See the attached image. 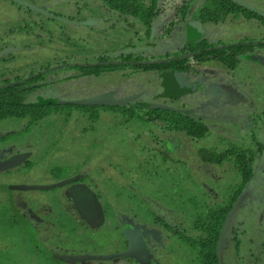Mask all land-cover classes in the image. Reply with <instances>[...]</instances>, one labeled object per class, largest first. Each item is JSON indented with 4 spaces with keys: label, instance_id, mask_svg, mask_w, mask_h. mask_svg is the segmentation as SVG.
<instances>
[{
    "label": "rangeland",
    "instance_id": "1",
    "mask_svg": "<svg viewBox=\"0 0 264 264\" xmlns=\"http://www.w3.org/2000/svg\"><path fill=\"white\" fill-rule=\"evenodd\" d=\"M245 1L264 13V0ZM180 2L156 0L149 25L128 17L136 41L100 0H0V83L57 67L22 92L23 102L72 103L109 88L117 93L115 99L138 93L126 103L183 110L209 129L194 140L152 124H123L107 109L92 121L75 110L68 117L51 113L28 123L26 118L0 119V160L27 152L24 163H30L0 171V264H140L134 253L85 261H55L44 254H111L127 248L129 233L136 236L134 245L141 242L149 264H199L194 251L147 212L160 207L161 217L189 232L194 215L216 203L235 180L202 159V147L222 151L237 139L249 145L245 140L251 131L256 132L253 139L264 142V124L254 119L264 108V47L240 54L233 68L211 59L193 62L181 74L183 90H167L164 75L154 70L77 75L70 67L89 64L99 54L112 55L127 43L135 46L129 54L146 60L165 57L185 41V22L200 17L203 2L186 0L188 14L178 20ZM202 24L200 37L212 44L264 42V23L240 13L202 19ZM161 151L168 156L163 163ZM52 167H63V174L54 176ZM257 168L224 227L222 264H264V159ZM72 175L94 193L103 214L100 224L81 218L67 196L68 185L38 188Z\"/></svg>",
    "mask_w": 264,
    "mask_h": 264
},
{
    "label": "trees",
    "instance_id": "2",
    "mask_svg": "<svg viewBox=\"0 0 264 264\" xmlns=\"http://www.w3.org/2000/svg\"><path fill=\"white\" fill-rule=\"evenodd\" d=\"M188 1V0H187ZM190 4L202 1L199 7V19L192 20L202 24V19L224 18L229 14L240 13L245 18L253 17L264 23V17L260 16L244 7L233 3L230 0H189ZM156 0H100V4L107 10L118 14H129L136 17L139 22L149 25L152 16L157 13L155 8ZM189 4V5H190ZM186 0H181L177 7L178 20H183L188 14L189 8ZM178 23L177 20L174 22ZM171 24L173 22L171 21ZM180 28V27H177ZM216 44L209 43L206 39L199 38L196 40H187L180 44L170 53H165V57H158L164 60L157 62L143 63H114L104 62L107 57L97 55L94 57L92 64L71 65L77 70V75L99 74L113 70H154L157 73H166L169 75L167 83H163L167 90H173L175 87L173 73L184 74L189 71L193 62H201L206 60H216L226 66L233 68L239 62L238 56L244 51H254L263 48L264 43L261 42H237L222 45L219 48H213ZM159 56V55H158ZM168 58V59H165ZM121 60L143 61L145 56L137 54H129L122 57ZM148 60V59H147ZM68 65H66L67 67ZM57 67L47 68L39 72L28 75L24 80L18 82L16 80H5L0 83V119L7 117L26 118L27 123L36 121L51 113L66 115L68 117L72 110L79 111L86 115L92 121L99 117L101 110H110L117 113L121 123L127 124L130 121H137L144 124H152L161 132L181 133L194 140L200 139L208 134L209 129L205 122L199 118L184 112L170 108L157 107L154 104L138 105L135 103H126L116 106H97V105H80L69 102H60L49 100L43 103H26L22 101V92L28 88L36 87L32 84L45 77V73H52ZM256 117V116H255ZM254 119H261L264 124V108L261 116ZM256 133V132H253ZM154 139V138H153ZM202 147V146H201ZM200 150V149H199ZM214 147L205 148L199 151L202 159L208 161L215 166L226 158L229 160L237 174L232 185L226 189L221 198L214 204L205 206L201 212H198L192 218L189 232L177 225H171L165 218L159 214L160 207H152L148 209V214L159 227L169 230L183 243L194 251V260L199 264H218L216 254V244L220 234L223 221L227 212L231 208L234 201L239 198L243 189L253 177L257 170L258 163L264 159V142L254 139L252 148L245 147L243 144H236L233 147L216 152ZM199 153V154H200ZM160 162H164L166 157L165 151L159 154ZM166 156V157H165ZM162 162V163H163ZM29 162H23L24 167L29 166ZM54 176H60L64 172L63 167H52L49 169ZM160 208V209H159ZM238 242V239H237ZM36 246V245H35ZM47 257L57 261L58 259L52 254L44 252ZM59 261V260H58ZM140 262V261H139Z\"/></svg>",
    "mask_w": 264,
    "mask_h": 264
},
{
    "label": "water",
    "instance_id": "3",
    "mask_svg": "<svg viewBox=\"0 0 264 264\" xmlns=\"http://www.w3.org/2000/svg\"><path fill=\"white\" fill-rule=\"evenodd\" d=\"M241 7H244L260 16L264 17V13L260 10L256 9L254 6H252L249 2L245 0H230ZM28 6V5H27ZM29 8H32L34 10H37L38 12L42 14H47V12L41 8H36L32 6H28ZM59 19V18H57ZM60 20V19H59ZM84 22V21H83ZM86 22V21H85ZM192 29H195L197 31V34L200 35L203 32L202 24H200L197 21H192L190 23V29L188 30V36L190 38H193V33L191 32ZM1 54V53H0ZM174 77V84L175 86L180 89L186 86L182 79V75L179 73H173ZM138 94V93H137ZM137 94H132L130 96H127L125 98H112L109 93H98L95 95H92L86 99L73 101L74 104H80V105H106V106H116L123 103H126L127 101L131 100L133 97H135ZM157 107L161 108H170L162 105H155ZM174 109V108H170ZM28 157L27 152H21L16 153L14 155H11L9 157H6L2 160H0V171H6L11 168H14L18 166L19 164L23 163ZM80 178L79 175H72L69 177H65L63 179H60L58 181H55L49 185H44L38 188L41 189H49V188H55L59 186L68 185L67 188V196L71 200L74 208L78 212V214L81 216L84 221H86L89 224L92 225H98L102 222L103 214L100 206L98 205L96 198L94 196V193L89 190L84 184L76 182ZM36 188V186H34ZM239 198H237L234 203L232 204L231 208L227 212V215L223 221L220 234L218 237V241L216 244V254L218 259V264H222L220 254H219V245L220 240L224 231V227L226 225L227 219L231 212L234 210L236 204L238 203ZM128 246L123 251H118L111 254L106 255H87V254H79V255H61L56 256L59 260H67V261H85V260H107L111 258L116 257H124L129 255L130 253H134L136 258L140 260L141 264H149L146 259L142 257L144 254V251L142 249V244L140 241H138L137 245H134L136 241V236L129 233L126 235ZM145 255V254H144Z\"/></svg>",
    "mask_w": 264,
    "mask_h": 264
},
{
    "label": "flooded vegetation",
    "instance_id": "4",
    "mask_svg": "<svg viewBox=\"0 0 264 264\" xmlns=\"http://www.w3.org/2000/svg\"><path fill=\"white\" fill-rule=\"evenodd\" d=\"M109 11V10H108ZM109 13H114L115 14V16H116V18L117 19H119V21L118 22H120V24L122 25V27L123 28H125V29H129V30H131L132 32H133V37H135L136 38V41H139V38H137V31H136V29H135V27H134V23H130V21L128 20V17H133L132 15H129V14H126V15H124V14H118V13H115V12H112V11H109ZM104 21L105 22H107L106 24H108L109 23V19L107 18V20L106 19H104ZM138 22H139V20H137ZM192 21H189V20H187L186 22H185V24H184V26L189 30L190 29V23H191ZM202 28H203V24H202ZM204 30V29H203ZM148 37H150L151 35H152V28H150L149 26H148ZM203 33V32H202ZM202 33L199 35V37L197 38V39H199V38H201L200 36L202 35ZM187 40H191V39H189V38H187V39H185V41H187ZM196 40V39H195ZM184 41V42H185ZM238 42H244V43H246L247 41L246 40H242V41H238ZM259 42H261V43H264L263 41H259ZM234 44H237V42H233ZM150 44V43H149ZM228 44H230V43H217L216 45H214V46H212L213 48H219L220 46H222V45H228ZM125 49V50H124ZM124 49H119V52H115V53H113L112 55H110V54H104L103 56H105V57H107V60H105L104 62H114V63H125V62H127V63H143V62H157V61H159V60H164V59H158V60H156V59H154V60H151V59H148V60H143V61H129V60H121L120 61V59L122 58V57H125V56H127V55H129V50H132V51H135V46L134 45H132V43H127L126 44V47L124 48ZM123 51V52H122ZM126 51V52H125ZM125 52V53H124ZM254 52V51H253ZM244 53H252V51H248V52H246V51H244L243 53H241V54H244ZM240 56V55H239ZM165 59H168V58H165ZM204 62V61H203ZM206 62V61H205ZM87 63H89V64H92V63H94L93 62V60L92 61H90V62H87ZM119 72H121L122 74H124V70H118ZM26 78V77H25ZM24 78V79H25ZM24 79H22V80H24ZM22 80H20V81H18V82H21ZM183 90V89H185V87H183V88H180V89H178L176 86L173 88V90ZM173 90H171V91H173ZM104 92H110V96H112V98H114L113 96H117V93L115 92V91H113V90H111V89H104V90H102V91H100V93H104ZM133 92H135V91H133ZM134 94H137V93H134ZM118 97V96H117ZM263 110V109H262ZM251 133H253V131H251L250 133H249V136L248 137H246V140L245 141H248L247 143H249V145L248 144H246V145H244L245 147H250V148H252V144L254 143V139H253V137H252V135H251ZM246 136V135H245ZM242 140L243 139H237L236 141H233V142H228L227 143V145H225V147H223V149L222 150H226V149H229V148H231V147H233L234 145H236V144H241L242 143ZM262 142V141H261ZM217 149V151L216 152H219V151H221V149H218V148H215V150ZM216 168L215 169H218L219 171H224V172H226V174H230V175H233V176H235L236 174H237V172H236V170H235V168H234V166H233V164L229 161V160H227L226 158H224V159H222L221 160V162H219V163H216ZM257 170H258V168H257ZM78 181H80V180H78ZM78 181H76V182H78ZM141 264V263H140Z\"/></svg>",
    "mask_w": 264,
    "mask_h": 264
},
{
    "label": "crops",
    "instance_id": "5",
    "mask_svg": "<svg viewBox=\"0 0 264 264\" xmlns=\"http://www.w3.org/2000/svg\"><path fill=\"white\" fill-rule=\"evenodd\" d=\"M183 32H184V37L187 39V38H189V39H191V40H195V39H197L198 37H199V35L197 34V31L195 30V29H192L191 30V32L193 33V38H190L189 36H188V29L184 26V30H183ZM161 74L162 75H164V78H163V83H167V81H168V77H169V75L167 76V78H165V75H166V73H163V72H161ZM165 84H163L164 86H165ZM166 87V86H165ZM98 93H100V92H97V93H94L93 95H95V94H98ZM138 95V94H137ZM92 96V95H91ZM90 97V96H89ZM235 209V208H234ZM234 211V210H233ZM232 211V212H233ZM260 217V216H259Z\"/></svg>",
    "mask_w": 264,
    "mask_h": 264
}]
</instances>
